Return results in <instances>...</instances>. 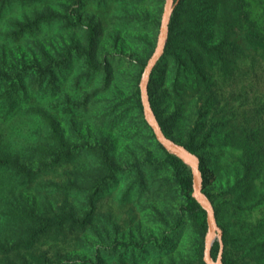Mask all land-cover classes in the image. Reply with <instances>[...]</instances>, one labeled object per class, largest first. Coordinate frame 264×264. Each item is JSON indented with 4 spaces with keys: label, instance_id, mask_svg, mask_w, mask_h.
Listing matches in <instances>:
<instances>
[{
    "label": "trees",
    "instance_id": "obj_1",
    "mask_svg": "<svg viewBox=\"0 0 264 264\" xmlns=\"http://www.w3.org/2000/svg\"><path fill=\"white\" fill-rule=\"evenodd\" d=\"M17 1L32 3L35 17L33 20H12V36L34 34L43 22L55 18L51 10L48 14L37 12L35 5L42 0H0V20L7 11L6 4ZM220 1L214 0V6ZM223 1L231 9L224 14V22L217 28L218 36L212 31L204 35L201 30L183 28L186 0L179 1L170 17L163 54L152 73L149 96L164 132L198 155L202 174L200 150L214 149L220 154L230 150L231 162L241 173L231 185V191L235 190L239 196L249 188L253 189V194H263L264 15L260 22L256 16L253 18L249 0ZM87 29V44L83 51L85 63L98 69L95 30L90 25ZM213 36L216 42L211 40ZM70 53L67 49L61 59L49 60L43 66L33 63L21 68H0V123L10 127L13 121L24 118L33 125L27 128L28 134L24 136L28 139L21 144H11L9 139L0 141V264L61 262L63 251L88 242L87 234L94 228L92 224L103 215L100 206L104 192L109 189L113 192L122 173L139 174L143 166L137 162L131 144L119 155L109 138L94 143L80 133L74 140L66 137L55 110L61 111L67 121L75 116L84 117L86 110V105L79 107L76 104L77 97L71 96L70 91L62 94V106L52 102L44 106L36 103L41 95L59 93L58 84L67 81V74L63 75L62 70L68 64ZM148 60H142L139 66L140 78ZM170 62L174 64L173 73L170 72ZM37 81L39 86H36ZM166 82L162 94L153 96V89L166 85ZM227 84L231 85L230 90ZM132 95L135 106L144 113L139 86L134 88ZM164 97L172 106L167 114L157 104V99L163 100ZM123 109L119 113L117 104H113L106 125L115 128L128 119L129 109ZM40 119L48 127L45 137L37 126ZM142 120L164 152L163 164L175 176L184 198L183 210L194 221L201 237H205L209 228L208 215L192 195L194 179L188 164L157 140L144 116ZM83 121L75 122L80 132ZM134 131V127L124 129L123 137L131 140ZM204 192L211 199L205 189ZM121 194L128 199L129 210H132L135 190L129 186ZM214 209L218 221V211L215 206ZM179 218H176L177 222ZM95 232L100 238L98 230ZM169 240L164 237L161 242L153 243L113 237L108 245L95 244V264H106L107 260L122 264L124 257L135 263L141 255L147 257L151 248L165 250ZM219 249V242L215 241L212 247L214 259ZM104 254L108 255L105 260L101 258ZM203 254L204 251L201 264H206ZM91 260L83 257L76 264H92ZM222 263L237 264L226 256Z\"/></svg>",
    "mask_w": 264,
    "mask_h": 264
},
{
    "label": "rangeland",
    "instance_id": "obj_2",
    "mask_svg": "<svg viewBox=\"0 0 264 264\" xmlns=\"http://www.w3.org/2000/svg\"><path fill=\"white\" fill-rule=\"evenodd\" d=\"M179 1L174 0L173 10ZM165 2L42 0L35 5L37 12L48 14L51 10L55 15L54 20L43 22L40 30L34 34L19 36L11 35L10 23L12 20L25 21L26 18L33 20L34 6L27 1L24 4L18 1L6 4L7 11L0 20V68H21L33 63L43 66L49 60L61 59V54L70 49L68 64L62 70L63 75L67 74V81L58 84V94L41 95L36 103L44 106L52 102L62 106V94L70 91L71 96L77 97L76 104L79 107L86 105V110L84 117L75 116L71 121H67L61 111L55 110L54 114L66 137L74 140L80 133L94 143L109 138L119 155L131 144L137 162L143 164L139 174L122 173L113 192L110 189L104 192L100 206L103 215L92 224L94 228L87 234L88 242L63 251V257L59 259L62 261H53L54 264H76L83 257L92 259L91 263L95 264V244L108 245L113 237L153 243L161 242L164 237L170 238L165 250L151 248L147 257L141 255L135 263L131 258L124 257L122 264H201L205 237H201L194 221L183 210L184 198L175 176L163 164L164 152L157 146L156 139L152 138L151 131L142 120L145 114L137 109L132 95L134 88L141 87L143 81L144 72L140 78L139 66L142 60L151 57L158 43ZM185 3L182 27L201 30L204 35L212 31L218 36L217 28L223 24V16L231 9L230 5L223 0L215 6L214 0H186ZM249 4L253 18L256 16L260 22L264 15V0H249ZM89 25L95 30V62L99 65L98 69L85 63L83 51ZM211 40L216 42V37L213 36ZM173 65L170 62L172 73ZM27 84L30 86V83ZM167 84L155 87L153 96L162 94ZM36 86H39L38 81ZM227 88L230 90L231 85L227 84ZM113 104H117L119 113L123 112V108L129 109L128 119L115 128L106 125ZM157 104L165 114L172 110L167 97L157 99ZM76 120H84L81 132L77 129L79 125L75 123ZM32 126L24 118L13 121L10 127L0 123V141L9 139L11 144H21L28 139L24 135L28 134L27 128ZM37 126L45 137L48 127L44 120L40 119ZM133 127L135 131L131 140L123 137L122 131ZM200 154L203 158L204 189L218 211L221 228L220 236L216 239L220 247L217 258L230 257L237 264H264V193L253 194V189L248 188L242 195L236 196V191H231V185L241 173L231 162L230 150L220 154L214 149L205 148L200 150ZM188 166L193 176L192 166ZM129 186L135 190L132 210H129L128 199L121 194ZM49 200L53 202L52 198ZM38 201L41 199L38 198ZM176 218H179V222ZM99 225L101 227L97 229ZM94 230H98L100 238ZM107 256L104 254L101 258L105 260ZM107 263L119 264L108 260Z\"/></svg>",
    "mask_w": 264,
    "mask_h": 264
},
{
    "label": "water",
    "instance_id": "obj_3",
    "mask_svg": "<svg viewBox=\"0 0 264 264\" xmlns=\"http://www.w3.org/2000/svg\"><path fill=\"white\" fill-rule=\"evenodd\" d=\"M174 0H166L162 16L161 29L156 48L148 60L144 70L143 81L141 83V101L145 114V119L152 127L157 140L170 152L180 156L185 162L192 166L194 176L193 197L206 209L208 215L209 228L205 236L203 258L206 264H223L221 257L216 259L212 256V247L216 239L220 236L221 228L218 224L215 209L211 199L204 192L203 174L200 168V158L197 154L190 151L183 144L169 137L163 130L151 104L149 96V83L155 65L159 61L169 34V21L173 10Z\"/></svg>",
    "mask_w": 264,
    "mask_h": 264
}]
</instances>
